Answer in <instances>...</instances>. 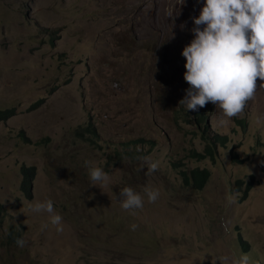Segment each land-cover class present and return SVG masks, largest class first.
<instances>
[{
  "label": "rangeland",
  "instance_id": "obj_1",
  "mask_svg": "<svg viewBox=\"0 0 264 264\" xmlns=\"http://www.w3.org/2000/svg\"><path fill=\"white\" fill-rule=\"evenodd\" d=\"M194 9V0H0V110H15L0 122V264H230L240 253L264 262V88L226 126L214 104L200 108L228 140L215 160L190 157L205 148L204 125L179 104ZM88 125L96 135L79 138ZM85 161L109 174L106 187ZM22 166L34 168L33 198L21 191ZM195 168L211 174L202 190L180 175ZM148 185L160 190L155 203ZM124 187L144 196L135 215L121 207ZM46 198L62 232L29 208Z\"/></svg>",
  "mask_w": 264,
  "mask_h": 264
},
{
  "label": "clouds",
  "instance_id": "obj_2",
  "mask_svg": "<svg viewBox=\"0 0 264 264\" xmlns=\"http://www.w3.org/2000/svg\"><path fill=\"white\" fill-rule=\"evenodd\" d=\"M180 3L183 5L184 0ZM194 6V11L200 9V13L197 17L193 12L191 22L195 27L191 26L186 39L190 43L182 50L186 60L183 78L190 87L179 104L187 111L203 114L207 121L208 115L200 108L212 103L218 110V124L226 126L233 118L243 116L248 103L255 100L256 92L264 88V0H203V6L194 0ZM165 11L172 17L173 8ZM256 122L264 124V115L258 116ZM79 138L88 139L80 135ZM140 159L147 163L149 174L160 166V161L151 157ZM85 165L93 185L109 184V174L95 161H85ZM143 192L149 203L160 197V190L151 185L145 186ZM119 195L122 209L132 215L144 207V196L132 187L122 188ZM29 208L34 213H46L56 231H63V217L54 208L53 200L34 199L29 202ZM131 228L135 231L137 225ZM16 244L23 247L25 241L17 238ZM221 264H229V258H221ZM230 264H259V261L240 253L233 254Z\"/></svg>",
  "mask_w": 264,
  "mask_h": 264
},
{
  "label": "trees",
  "instance_id": "obj_3",
  "mask_svg": "<svg viewBox=\"0 0 264 264\" xmlns=\"http://www.w3.org/2000/svg\"><path fill=\"white\" fill-rule=\"evenodd\" d=\"M53 46V41L51 42ZM45 101V99H42L35 103L33 107H37L40 103ZM14 109H7V110H0V122L1 121H7L10 116L15 115ZM197 118L198 123L205 124L204 134H203V140L206 142V147L204 148L203 152H197L192 151L191 152V158L197 159V160H205L207 158H211L212 160H215L216 157V151L219 146H225L228 138L227 136H222L220 134H215L211 132L210 127H207V121L206 117H204L203 114H195ZM238 123L240 125H245L244 120H238ZM95 133L96 131L93 128L92 125H88L83 131H78L77 134H79L81 137H85ZM87 140V139H84ZM235 160L239 161L238 158L235 156ZM34 168L33 169H27L24 166L21 167V184L20 188L21 191L24 193L26 197L33 198V182L34 178L33 175ZM180 175L183 178L184 184L188 187H192L195 190H202L208 183L210 179V171L207 169H192L189 172H181ZM253 179V176H252ZM241 184V181L239 182ZM1 210V209H0ZM241 241L245 244L244 240L241 238Z\"/></svg>",
  "mask_w": 264,
  "mask_h": 264
},
{
  "label": "bare ground",
  "instance_id": "obj_4",
  "mask_svg": "<svg viewBox=\"0 0 264 264\" xmlns=\"http://www.w3.org/2000/svg\"><path fill=\"white\" fill-rule=\"evenodd\" d=\"M179 10H180V6H179Z\"/></svg>",
  "mask_w": 264,
  "mask_h": 264
}]
</instances>
